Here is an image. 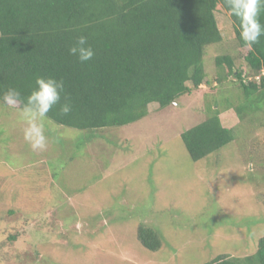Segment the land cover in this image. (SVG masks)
Instances as JSON below:
<instances>
[{"label":"rangeland","instance_id":"obj_1","mask_svg":"<svg viewBox=\"0 0 264 264\" xmlns=\"http://www.w3.org/2000/svg\"><path fill=\"white\" fill-rule=\"evenodd\" d=\"M216 18L223 42L206 48L207 74L225 54L248 71L229 13L218 6ZM234 88L203 86L118 129L46 118L43 151L25 141L18 109L0 102V264H204L253 254L264 237V116L250 111L232 142L199 161L181 139L210 115L207 102L221 112L240 105ZM236 121L225 114L224 125ZM141 224L159 233V251L141 245Z\"/></svg>","mask_w":264,"mask_h":264},{"label":"trees","instance_id":"obj_2","mask_svg":"<svg viewBox=\"0 0 264 264\" xmlns=\"http://www.w3.org/2000/svg\"><path fill=\"white\" fill-rule=\"evenodd\" d=\"M218 6L229 13L238 47L248 50L240 57L246 72L231 54L215 57L214 77L206 72V48L223 42ZM260 20L264 24V7ZM80 36L94 51L84 63L69 54ZM37 77L64 84L47 118L92 132L139 122L150 116L151 105L166 109L206 85H234L244 98L240 105L221 112L218 101L207 102L210 115L181 134L189 156L199 161L232 142L250 111L264 116L258 104L264 102V36L245 46L226 0H0V102L9 88L27 97ZM64 103L72 109L67 116L60 113ZM228 111L235 125H224ZM137 238L149 251L162 248L149 226L139 225ZM204 264H264V237L251 255H218Z\"/></svg>","mask_w":264,"mask_h":264},{"label":"clouds","instance_id":"obj_3","mask_svg":"<svg viewBox=\"0 0 264 264\" xmlns=\"http://www.w3.org/2000/svg\"><path fill=\"white\" fill-rule=\"evenodd\" d=\"M230 13L239 20L240 39L248 48L259 42L264 36V24L260 20V9L264 0H226ZM69 54L81 62L92 60L94 51L88 45L87 38L80 36L69 48ZM64 91L63 81L52 77H37L35 87L27 97L15 88H9L2 96L4 106L17 108L20 120L25 124L23 136L34 151L47 148L48 137L45 135V124L48 113L61 102ZM71 105H60V113L67 116Z\"/></svg>","mask_w":264,"mask_h":264}]
</instances>
